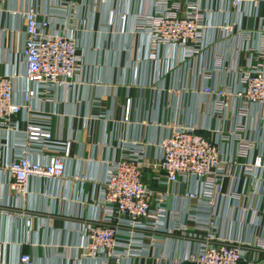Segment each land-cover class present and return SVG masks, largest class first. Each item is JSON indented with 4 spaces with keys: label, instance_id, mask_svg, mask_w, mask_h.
Masks as SVG:
<instances>
[{
    "label": "built area",
    "instance_id": "1",
    "mask_svg": "<svg viewBox=\"0 0 264 264\" xmlns=\"http://www.w3.org/2000/svg\"><path fill=\"white\" fill-rule=\"evenodd\" d=\"M132 1L151 3L150 10L135 15L134 42L127 52L133 53L144 38L145 54L138 53L135 61L151 63L146 85L159 94L162 114L154 123L165 135L156 142L145 135L139 140L113 136L120 154L102 163L94 213L78 216L76 229L85 238L77 246L81 258L100 264L149 258L175 236L191 248L176 264H259L264 253V0H210L205 6L202 0ZM80 10L76 0H59L49 11L35 2L10 11L24 25L19 48L8 52L10 67L0 74V176L15 199L28 194L33 178L68 177L70 186L82 187L88 180L84 174L68 175L74 139L56 135L54 113L37 106L55 102L61 88L81 102L76 95L88 80L78 38ZM216 13L220 20L211 22ZM7 31L16 32L0 20V34ZM232 39L242 65L228 61L223 43ZM200 57L205 64L196 73L191 65ZM182 68L176 86L160 85ZM17 81L24 82L20 90ZM177 93L181 102L176 103ZM194 94L203 99L199 123L180 114L193 106ZM93 103L90 120L115 119L104 110L102 98ZM122 106L120 122L130 127L132 97ZM148 170L154 185L145 179ZM171 199L182 206L170 207ZM229 212H236L233 221L249 229L252 239L223 236L219 223ZM14 214L30 218L25 212ZM32 262L30 254L19 257V264ZM0 264L11 263L0 257Z\"/></svg>",
    "mask_w": 264,
    "mask_h": 264
},
{
    "label": "crops",
    "instance_id": "2",
    "mask_svg": "<svg viewBox=\"0 0 264 264\" xmlns=\"http://www.w3.org/2000/svg\"><path fill=\"white\" fill-rule=\"evenodd\" d=\"M76 1L78 8L82 10L79 12L81 17L78 38L88 80L76 95L81 102H76L72 92L61 88L55 95V102L39 103L37 106L41 110L54 113L56 135L74 139L71 159L68 162V175L84 174L88 180L82 187L77 182L70 186L68 177L53 182L33 178L28 184V194L18 200L15 199L13 189L3 183L0 176V257L11 264H19V257L23 253L32 255V264H100L97 260L81 258L78 251L80 247L77 246H83L85 238L76 228L81 222L78 216L94 213L92 200L99 194L95 184L104 174L103 161L120 154L113 136L139 140L145 135L156 142L165 135V131L154 123L162 114L159 94L157 90L154 91L146 85L152 71L151 63L146 61L138 64L135 61L138 53L145 54L144 38L138 39L136 46L133 44V53L129 55L127 52L131 42H134L131 30L135 15L150 10L151 3L132 0ZM33 2L43 12L59 4V0H0V20L3 26L16 30L14 34L9 31L0 34V74L7 72L10 67L9 50L19 48L22 41L24 21L20 15L11 12L26 8ZM208 2L210 0H202L204 6ZM218 20L219 13L210 17L211 22ZM223 45L229 51L230 63H244L243 55L236 57L235 40L226 41ZM173 56L178 59L177 53ZM203 60L200 57L192 62L191 66L196 73L205 64ZM183 71L185 72L184 68L179 73L177 70L170 73L167 79L161 80L160 85L167 88L176 86L184 75ZM195 81L197 84L198 80ZM95 82L101 85L97 86ZM201 83L200 80L198 84ZM23 87L24 82L17 81V90ZM128 96L133 100L130 127L123 126L120 122L122 105ZM192 97L193 106L180 114L186 120L191 117L199 123L203 121L198 112L203 99L198 94ZM97 98H102L104 110L115 116L114 120L107 122L89 119L96 112L93 102ZM173 101L181 102L180 94H175ZM176 113V110L172 112L170 118L173 119ZM152 176L153 172L148 170L145 179L154 185ZM228 187L229 183H226L225 189ZM9 203L16 207L7 209ZM169 205L172 208L182 206L177 199H171ZM18 211L29 214L30 218L14 214ZM235 214L236 212H229L228 217L220 220L223 236L252 239L249 229L233 221L236 219ZM158 249L152 251L149 258L126 259L121 264H165L163 256L169 258L166 264H176L179 258L188 255L191 250L185 240L175 236L167 240L165 247ZM261 255L259 264H264V253Z\"/></svg>",
    "mask_w": 264,
    "mask_h": 264
}]
</instances>
